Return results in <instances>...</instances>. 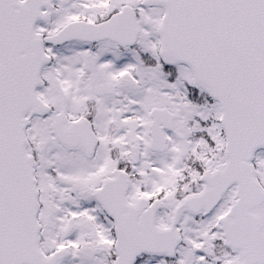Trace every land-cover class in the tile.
<instances>
[{
    "label": "snow or ice",
    "instance_id": "6c2138e0",
    "mask_svg": "<svg viewBox=\"0 0 264 264\" xmlns=\"http://www.w3.org/2000/svg\"><path fill=\"white\" fill-rule=\"evenodd\" d=\"M0 264H264V0H0Z\"/></svg>",
    "mask_w": 264,
    "mask_h": 264
}]
</instances>
